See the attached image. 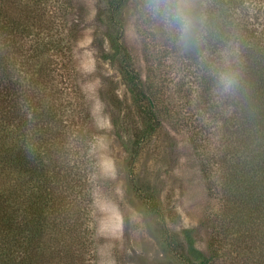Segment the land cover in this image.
<instances>
[{"label": "rangeland", "instance_id": "rangeland-1", "mask_svg": "<svg viewBox=\"0 0 264 264\" xmlns=\"http://www.w3.org/2000/svg\"><path fill=\"white\" fill-rule=\"evenodd\" d=\"M49 1L42 23L51 27L45 32L49 39L41 37L61 50L47 56V68L54 69L50 79L69 88L70 99L63 103L80 111L69 112L64 123L70 158L81 168L84 264H184L183 229H193L195 246L209 264H264V214L250 210L242 187L227 175L236 117L232 107L223 111L222 103L230 101L233 84L225 90L220 72L206 84L207 74L239 56L237 43L223 50L220 62L217 53L203 48L215 4L226 8L230 0H195L198 23L187 46L153 16L148 0H129L114 19L107 12L110 0ZM231 1L238 4V37L243 26L263 27L264 0ZM118 28L161 121L133 156L124 146L127 132L120 138L112 125L117 115H126L132 130L135 121L144 124L131 105L118 60L106 58ZM144 197L153 198L156 211L148 210ZM164 232L176 253L163 241Z\"/></svg>", "mask_w": 264, "mask_h": 264}, {"label": "trees", "instance_id": "trees-1", "mask_svg": "<svg viewBox=\"0 0 264 264\" xmlns=\"http://www.w3.org/2000/svg\"><path fill=\"white\" fill-rule=\"evenodd\" d=\"M47 1L0 0V264H84L81 251L86 241L81 236L78 195L81 168L70 158L71 136L64 123L69 112L80 111L63 103L70 99L69 88L57 87L50 79L54 69L47 68V56L61 50L59 43L41 37L49 39L45 32L51 29L42 25ZM128 1L110 0L108 14L114 19ZM228 3L226 8L215 4L203 48L217 53L220 62L223 50L237 43L239 56L207 74L206 84L219 72L233 80L231 99L222 103L223 111L232 107L236 117L232 123L236 148L227 175L233 185L242 187L243 201L259 215L264 214V23L260 29L243 26L244 35L242 31L238 37L241 28L234 17L238 4ZM120 30L110 35L111 54L106 58L118 60L131 105L144 124L135 121L132 130L126 125L127 116L117 115L112 125L120 138L127 132L124 146L133 156L135 146L149 139L161 121L140 75L130 65ZM144 198L148 210L156 211L153 198ZM256 220L253 217L251 225ZM181 234L187 254L183 263L209 264V257L195 246L193 229H183ZM163 241L176 253L166 232Z\"/></svg>", "mask_w": 264, "mask_h": 264}, {"label": "clouds", "instance_id": "clouds-1", "mask_svg": "<svg viewBox=\"0 0 264 264\" xmlns=\"http://www.w3.org/2000/svg\"><path fill=\"white\" fill-rule=\"evenodd\" d=\"M195 0H148L149 11L158 17L162 24L171 30L181 45L191 43L197 26L194 13ZM225 90L229 89L233 80L230 76L221 77Z\"/></svg>", "mask_w": 264, "mask_h": 264}]
</instances>
